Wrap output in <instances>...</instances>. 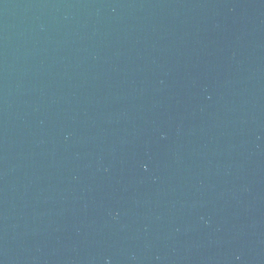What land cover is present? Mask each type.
Instances as JSON below:
<instances>
[{
  "label": "water",
  "instance_id": "water-1",
  "mask_svg": "<svg viewBox=\"0 0 264 264\" xmlns=\"http://www.w3.org/2000/svg\"><path fill=\"white\" fill-rule=\"evenodd\" d=\"M0 264H264V0H0Z\"/></svg>",
  "mask_w": 264,
  "mask_h": 264
}]
</instances>
